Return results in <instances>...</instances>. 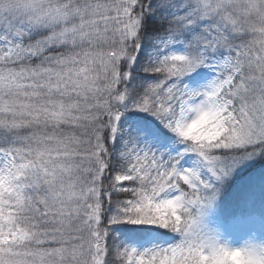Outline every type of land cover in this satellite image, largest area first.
Segmentation results:
<instances>
[{
    "label": "snow or ice",
    "instance_id": "6c2138e0",
    "mask_svg": "<svg viewBox=\"0 0 264 264\" xmlns=\"http://www.w3.org/2000/svg\"><path fill=\"white\" fill-rule=\"evenodd\" d=\"M0 264H264V0H0Z\"/></svg>",
    "mask_w": 264,
    "mask_h": 264
}]
</instances>
